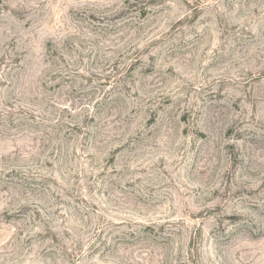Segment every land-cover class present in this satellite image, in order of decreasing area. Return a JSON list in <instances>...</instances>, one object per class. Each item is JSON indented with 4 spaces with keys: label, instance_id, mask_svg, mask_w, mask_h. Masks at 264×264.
I'll use <instances>...</instances> for the list:
<instances>
[{
    "label": "rangeland",
    "instance_id": "1",
    "mask_svg": "<svg viewBox=\"0 0 264 264\" xmlns=\"http://www.w3.org/2000/svg\"><path fill=\"white\" fill-rule=\"evenodd\" d=\"M0 264H264V0H0Z\"/></svg>",
    "mask_w": 264,
    "mask_h": 264
}]
</instances>
